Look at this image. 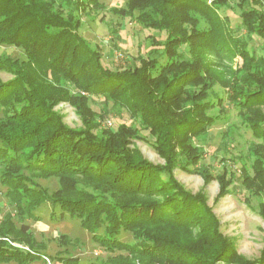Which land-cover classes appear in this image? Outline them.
Returning a JSON list of instances; mask_svg holds the SVG:
<instances>
[{
    "label": "trees",
    "instance_id": "obj_1",
    "mask_svg": "<svg viewBox=\"0 0 264 264\" xmlns=\"http://www.w3.org/2000/svg\"><path fill=\"white\" fill-rule=\"evenodd\" d=\"M230 1L125 0L118 14L136 13L138 24L153 34L138 65L111 71L103 67L99 48L78 33L79 21L63 18L54 0H0V47L25 56L0 55V71L13 75L0 81V187L20 222L17 227L11 214L0 222V264H51L50 259L57 264H264V249L257 260L239 257L219 233L205 200L184 190L173 174L185 169L181 159H203L193 140L223 119L213 114L224 103L216 87L258 142L255 172L264 171V113L259 110L264 107V5L262 0ZM67 3L85 6L79 0ZM85 3L101 7L99 0ZM229 10L238 12L235 31L242 36L222 17ZM61 81L89 98L110 100L129 114L133 127L119 126L116 133L106 128L100 140L90 134L100 126L94 118L85 122L86 130L67 127L53 110L69 100L57 86ZM92 115L103 118L96 111ZM139 130L153 138L164 165L129 148L128 140ZM246 175L222 163L207 177L224 192L231 184L242 186ZM51 178L59 184L52 194L38 183ZM46 204L52 221L77 220L94 245L118 255L103 263L81 261L69 254L62 235L63 250L45 256L25 221H38L35 214Z\"/></svg>",
    "mask_w": 264,
    "mask_h": 264
},
{
    "label": "rangeland",
    "instance_id": "obj_2",
    "mask_svg": "<svg viewBox=\"0 0 264 264\" xmlns=\"http://www.w3.org/2000/svg\"><path fill=\"white\" fill-rule=\"evenodd\" d=\"M79 1L84 2L85 6L76 9L75 6L68 5L69 0H54V10L59 9L63 18L72 16L79 21L78 33L93 48H99L104 68L111 71L131 68L138 65L139 58L146 57L153 31L138 24L136 13L133 16L118 14L119 10L126 7L125 0H99L101 7L97 9L89 7L85 3L86 0ZM262 1L264 5V0ZM237 13L236 10L225 11L226 16L222 17L228 18L229 28L238 34L236 36H242L243 32L235 31L239 22ZM11 54V57H17L19 60L25 59L21 50L14 52L12 48L0 47V55ZM257 55H263V51L258 49ZM12 79V74L0 71L1 82L5 83ZM57 86L68 92L69 100L58 102L53 110L61 116L63 124L67 127L86 130L85 122L94 118L95 124L100 126L92 128L90 134L100 140L106 128H112L110 132L116 133L119 126L131 125L129 114L110 100L89 98L87 93L77 90V87L70 82L61 81ZM215 92L224 103L223 108L215 109L213 114L222 115L223 119L208 130V135L193 140L192 147L203 151V159L188 163L183 158L181 164L185 169L177 168L173 174L184 190L205 200L218 221L219 233L234 248L236 254L245 260L253 261L261 256L264 249V171L255 172V168L260 166L254 162L256 154L254 155L253 152L258 142L245 127L241 116L225 100L224 92L219 87L215 88ZM259 110L264 113V107ZM94 111L103 114V118L92 115ZM2 117L0 114V119ZM128 141L129 148L137 150L143 159L154 165H164V157L153 145L154 140L147 132L140 133L139 130ZM257 152L259 153V150ZM262 154L264 155V151ZM222 163L232 168L240 177L243 173H247L240 179L242 186L238 183L231 184L222 192L218 181L207 177L208 174L216 175ZM242 169L245 172H241ZM38 183L50 194L59 189L56 178L38 179ZM50 211L49 204L43 205L35 214L38 221H25L36 242L43 247L42 252L45 256L53 258L63 250L60 246L62 235L67 236L69 254H73L81 261L103 263L118 255L109 254L94 245L91 242V235L80 227L77 220L66 218L63 222L52 221ZM7 214H11L14 223L19 227L20 222L15 215L16 212L8 207L0 187V222ZM121 238L132 243L128 234H122ZM8 243L19 250L30 251L28 246L21 243L11 241ZM50 262L57 264L53 259H50ZM34 264H46V261L42 260Z\"/></svg>",
    "mask_w": 264,
    "mask_h": 264
},
{
    "label": "built area",
    "instance_id": "obj_3",
    "mask_svg": "<svg viewBox=\"0 0 264 264\" xmlns=\"http://www.w3.org/2000/svg\"><path fill=\"white\" fill-rule=\"evenodd\" d=\"M47 264H49V262Z\"/></svg>",
    "mask_w": 264,
    "mask_h": 264
}]
</instances>
